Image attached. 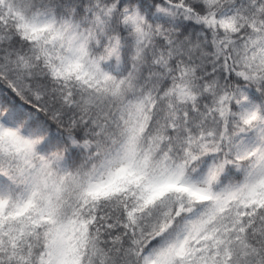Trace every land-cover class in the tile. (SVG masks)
I'll return each mask as SVG.
<instances>
[{
	"label": "snow or ice",
	"instance_id": "obj_1",
	"mask_svg": "<svg viewBox=\"0 0 264 264\" xmlns=\"http://www.w3.org/2000/svg\"><path fill=\"white\" fill-rule=\"evenodd\" d=\"M0 264H264V0H0Z\"/></svg>",
	"mask_w": 264,
	"mask_h": 264
}]
</instances>
